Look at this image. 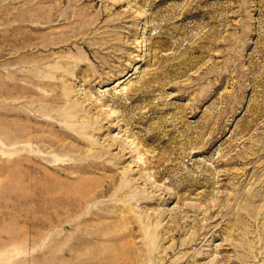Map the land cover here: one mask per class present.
<instances>
[{"label": "rangeland", "instance_id": "1", "mask_svg": "<svg viewBox=\"0 0 264 264\" xmlns=\"http://www.w3.org/2000/svg\"><path fill=\"white\" fill-rule=\"evenodd\" d=\"M0 264H264V0H0Z\"/></svg>", "mask_w": 264, "mask_h": 264}, {"label": "bare ground", "instance_id": "2", "mask_svg": "<svg viewBox=\"0 0 264 264\" xmlns=\"http://www.w3.org/2000/svg\"><path fill=\"white\" fill-rule=\"evenodd\" d=\"M54 72H56V71H54ZM35 77H37V76H35ZM35 77H33V78H30V80H29V82H28V84L29 85H25L24 87H25V89L27 90V92H34V90H35V87H33L32 85H31V83L32 84H44V82L43 81H41V79L40 78H35ZM50 85H52V84H54L55 85V83H53V82H48ZM57 86V85H56ZM55 89V88H54ZM59 95V94H58ZM61 95V94H60ZM59 95V96H60ZM69 111H72V112H77L78 111V108L77 107H75L74 108V106H72V107H70L69 108ZM20 133H21V131H20ZM67 134V133H66ZM204 232H200V230H199V232L197 233V232H195V234H194V236H193V238H192V240L191 241H196L197 239H199L203 234L205 235V233H207L208 231H206L207 230V228H206V226L204 227ZM197 236V237H196ZM194 241V242H195ZM197 244V243H196ZM199 263V262H198Z\"/></svg>", "mask_w": 264, "mask_h": 264}]
</instances>
